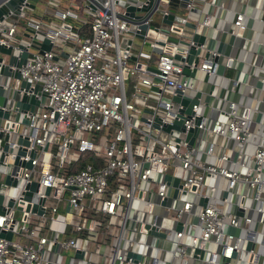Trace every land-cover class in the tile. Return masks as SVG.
I'll list each match as a JSON object with an SVG mask.
<instances>
[{"label":"built area","instance_id":"2783aa9c","mask_svg":"<svg viewBox=\"0 0 264 264\" xmlns=\"http://www.w3.org/2000/svg\"><path fill=\"white\" fill-rule=\"evenodd\" d=\"M96 1L93 9L86 3H71L65 9L49 7L47 11L61 21L43 23L25 18L20 24L18 19L0 30V42L8 43L32 21L34 29L52 41L49 50L28 58L19 68L21 78H29L32 84L41 81L47 101L26 113L28 123L23 131L19 129L22 114L0 118V130L10 134L6 140L9 149L4 151L0 145L2 162L8 164L0 174L4 180L7 175L17 180L15 185L0 182L6 208L0 212V229L12 230L10 240L0 237V264H63L56 256L68 249L83 252L76 257L77 264H131L132 259L126 258L128 251H137L144 258L150 247L155 250L150 261L144 263L142 258L136 264H157L165 251H172L169 264H176L177 258L185 264L197 247L206 252L204 258H198L199 253L196 258L209 264H224L226 258L229 264L232 260L233 264H257L261 254L255 245L264 246V144L254 142L251 154L242 150L253 136L254 107L246 105L239 112L235 101H227L225 120L221 121L218 113L211 118L215 109L222 110L214 106L219 97L215 87L210 91L203 87L206 80L201 72L214 73L218 65L213 58L204 57L207 47L197 52L196 76L183 72L192 32H202L209 17L197 21L196 28L186 26L184 20L193 13L190 9L198 5L189 0L179 20L157 23L151 35L150 29L145 33L149 43L142 41V46H148L149 51L140 47L133 53L132 44H127L124 53L120 38L132 36L127 21L117 17L115 0ZM240 2L245 4V0ZM24 8L22 5L19 17H25ZM80 8L89 14L88 34H81L66 21L78 19ZM234 12L233 31L244 35L245 14L242 9ZM259 20L264 23V17ZM172 33L176 39L171 38ZM152 47L161 52L152 51ZM12 52L17 53V48ZM148 65L157 70L148 69ZM262 71L264 81V65ZM129 73L134 75L130 88L126 84ZM196 91L200 95L192 104L193 113H183L184 129L177 134L164 130L162 125L180 117L183 106L173 96L179 93L191 99ZM155 117L158 126L153 124ZM261 125L264 128V120ZM195 126L198 133L189 145L187 133ZM19 133L28 136L29 144L16 142ZM218 135L224 137L219 145ZM226 140H234L240 148L225 150ZM16 154L20 160H30L31 167L20 164L12 173L8 157ZM166 174L171 175L170 181ZM175 177L179 178L177 186L172 184ZM31 181L38 183L41 213L31 210L33 201L24 194ZM155 195L159 196L157 203ZM8 198L13 200L11 206L6 205ZM201 198L207 199L205 204ZM60 201L65 209L57 214ZM135 201L141 204L135 206ZM156 204L172 211L173 224L160 223L162 215L153 210ZM16 208L21 211L19 221L14 218ZM239 209L242 214L236 213ZM57 222L64 227L55 229ZM152 228L163 232L164 238L171 236L173 248L149 244L146 235ZM249 239L254 246L246 248ZM90 244L94 249H89Z\"/></svg>","mask_w":264,"mask_h":264},{"label":"water","instance_id":"95a60500","mask_svg":"<svg viewBox=\"0 0 264 264\" xmlns=\"http://www.w3.org/2000/svg\"><path fill=\"white\" fill-rule=\"evenodd\" d=\"M43 0H0V30L5 31L9 21H17L19 19V14L22 10V5L29 9H33L36 6L37 2ZM49 0H44L43 2L47 4ZM88 4L92 9L95 8V5H98L96 0H83ZM189 0H115V6L117 9L116 15L120 19H124L128 23V33L132 34L131 37H127L123 35L120 38V47L124 49V53L128 49L127 44H132V40L134 38H139L144 43L148 44L149 41L145 39V33L151 35L153 29H155V24L157 23H166L171 24L175 20H179L181 15L184 13V9L186 7V2ZM201 0H196V2H200ZM206 1V0H202ZM192 12H199L200 8L198 6H194L190 9ZM148 20V22H147ZM197 20H184V24L189 28H196ZM207 36L202 32L193 31L190 37L191 42L188 45V52L185 57L186 64L183 67V72L190 76H196L197 73V64L200 61V57L197 52L201 47H204V57L205 58H213L214 61H218L219 53H224L226 44L223 41H219L216 48L212 46V41L208 42ZM209 44V45H208ZM52 46V41L43 31H37L34 29L32 25V21H28L27 25L24 26L22 31L16 33L14 40L8 41V43L0 42V118H8L12 111H15V117L19 114L21 115V123L26 125L28 123V117L26 116L27 112L34 111L37 109L41 102L47 101V94L42 91V83L41 81L35 82L32 84L29 78H21L19 68L24 65L28 58L34 57L36 54H42L45 50H49ZM16 47L18 52H12V49ZM152 51L161 52L159 47H152ZM212 51L216 53L213 55ZM66 53L63 52V55ZM175 57L182 58L180 55L176 54ZM130 58L135 60L137 59L136 55H130ZM193 64L192 69H190L189 65ZM148 69L157 70L155 67L148 65ZM208 72L204 73V80L208 79ZM18 80V87L14 88L15 83ZM7 85V86H5ZM155 88V86H152ZM213 84L210 86L209 91L212 89ZM8 88V89H7ZM14 88V89H13ZM11 91H10V90ZM10 93V96H8ZM200 95V91H196L195 95L191 99H187L182 97L179 93L173 96L174 100L180 101L183 105L179 109V116L175 118L172 124H163L162 128L166 131L171 130L173 134H177L179 130L184 129V125L182 122L183 113L186 116H190L192 111V104L197 102V96ZM208 96H205V100H208ZM8 107L5 109V107ZM13 106V110L11 111V107ZM226 118L225 114H220L219 119L224 121ZM199 118H196V122ZM159 119L155 117L153 121L154 125L158 126ZM198 133V127H191L187 133V139L189 145H192L194 142V138ZM0 145L3 147V150L6 151L9 149V145L6 142L10 138V134L8 132L3 133L0 130ZM16 142L18 144H29L28 136L19 133L16 136ZM24 148V147H23ZM36 151L32 149L30 151L31 156H34ZM4 158V154L0 156V171L7 170L8 164H4L2 159ZM8 163H11V172L14 173L17 169L18 165H23L25 167H31L30 160L24 161L20 160L19 155H9ZM167 181L171 180V175L166 174L165 176ZM207 180V178H206ZM4 182L6 184L17 183V180L10 175H7ZM173 186L179 185V178L175 177L172 180ZM38 187V183L36 181H31L27 183L26 190L24 192L26 198H30L33 201V205L31 207L32 211H37L38 213L42 212V209L39 202H42L43 199L39 198L36 190ZM45 192H49V187L45 188ZM177 194V188L173 191V196ZM224 195L227 192L223 193ZM206 198H201L200 202L205 204ZM4 195L0 192V212H4L6 210L5 205L3 204ZM13 204V200L8 198L6 201L7 206H11ZM237 214H242V210H236ZM180 227L178 223L177 228ZM152 234L164 235L163 232L158 231L156 228H152L150 230ZM0 237H4L7 239L12 238V230L11 229H0ZM22 241H26V237L23 236ZM254 246V241L249 239L246 242V248H251ZM54 246H52L53 248ZM204 248H195L193 252V256L197 257V253H199L200 259L205 256ZM83 254L82 251L76 250L74 252L75 257H81ZM131 258L132 263L136 264V261H139L143 258L142 254L137 251H128L126 253V258ZM52 264V263H48ZM82 264H84L82 262ZM224 264H229V258H226Z\"/></svg>","mask_w":264,"mask_h":264},{"label":"crops","instance_id":"0c3cea01","mask_svg":"<svg viewBox=\"0 0 264 264\" xmlns=\"http://www.w3.org/2000/svg\"><path fill=\"white\" fill-rule=\"evenodd\" d=\"M49 1L50 4H45L39 8L35 6L33 10L31 9V11L35 12L30 11L29 18L43 23L47 20L48 22L51 20L61 21L57 15L52 14L50 11H47V9L49 7L65 9L69 8L71 3H76L74 0ZM85 3L86 2L83 1L82 4H76L81 6ZM197 6L200 8V11L193 12L190 15V19L197 20L205 16L209 17V23L201 29L202 33L208 37V42L212 41L211 44L214 48H216L219 41H223L226 44L225 52L219 53L216 71L208 75V79L203 85L204 89L209 91L210 86L213 84L217 96H219L216 97V99H220L219 105H216L214 101V106L217 108L220 107L222 112L215 109V112H212V114L215 113V116L217 113L218 115L222 113L226 115L225 110L228 107L227 101H235L237 103V111L239 112L242 111L246 105H252L254 107L251 113L253 136L250 141L244 144L242 149L243 152L251 154L255 150V143L261 142L264 144V128L261 125V122L264 120V81H261V76L263 75L262 66L264 65V23L259 20L260 17H264V0H245V4L240 2V0H201ZM241 9L245 14L244 24L246 29L244 35H237L233 31L234 11ZM88 18V12L80 8L78 19L86 22L85 20ZM67 19V22L72 23ZM21 30L23 29L21 28ZM229 57H231V60L228 63L227 59ZM204 73V71L201 72L202 78L204 77ZM223 139L224 137L218 135L216 137V143L219 145L220 141ZM237 145L238 144L234 140H228L224 148H226L225 150L227 151L230 149L236 150ZM239 148L238 145V149ZM168 199L166 200L167 204ZM160 211L162 215L160 223L168 225L173 224L170 220V213L163 210L161 207ZM63 227V224L58 222L54 225L55 229H62ZM65 231H67V229ZM63 235L65 236L66 233H63ZM150 235L153 236L151 244L156 245V240L160 239L161 244L157 246H163L167 249L173 248L171 236L164 238L165 234L162 236L148 233L146 235V241ZM167 243L168 245H166ZM255 249L261 254L257 264H264V246L256 244ZM67 252L68 251H65L66 254ZM154 253L155 250L153 248H148L147 254L143 258L144 263H147V258ZM171 255L172 251H165L161 257L162 259L158 260L157 264H169L168 261L171 259ZM71 260L70 264H77L74 251H72ZM181 262L182 259L177 258L176 264H182ZM185 264L209 263L205 261L200 263V260L196 257H190ZM230 264H233V260Z\"/></svg>","mask_w":264,"mask_h":264},{"label":"rangeland","instance_id":"374dc122","mask_svg":"<svg viewBox=\"0 0 264 264\" xmlns=\"http://www.w3.org/2000/svg\"><path fill=\"white\" fill-rule=\"evenodd\" d=\"M43 1H44V0H43ZM43 1L37 2V3H36V6L39 8V7H42L43 5H45L46 3H44ZM61 1H68V0H61ZM74 1H75L77 4H82V3H83V0H74ZM32 10H33V9H32ZM24 11H25L26 15H25V17H19V23H20V24H22V23L24 22L25 18H29V15H30L31 12H35V11H31V9H29V8H27V7L24 8ZM30 11H31V12H30ZM67 20L70 21V22H72V23H75V19L68 18ZM45 23H48V20L45 21ZM170 35H171V38H172V39H176V38H174V36H176L175 33H172V34H170ZM172 36H173V37H172ZM140 47H141V49H142L143 51H149V47H148V46H146V45L142 46V40H140L139 38H134V39L132 40V52H133V53H138V50H139ZM145 60H146V59H145ZM99 63H100V62H98V64H99ZM150 63H151V64H155V61L152 60V61H150ZM129 65L131 66L132 63L129 62ZM133 83H134V75L131 74V73H129V77H128L127 81H126L127 87L130 88V87L132 86ZM206 86H207V85H206ZM215 90H216V89H215ZM214 101H215V104H216V105H219V103H220V99H219V98L215 99ZM214 112H215V111H214ZM214 115H215V113L212 114L211 118H212ZM11 117H15V111H12V112H11ZM24 128H25V125L21 123L20 128H19L20 131H23ZM89 137H90V135H89ZM237 149H238V145L236 146V150H237ZM34 175H35V173H34ZM3 180H4V176H3V174H0V182L3 181ZM237 190H238V184L235 186V188L233 189V191L236 192ZM219 195H220V190L217 192V196H219ZM154 202H155V203L159 202V196H158V195H155V196H154ZM170 203H171V199L169 198V199H168V204H170ZM140 204H141V202H139V204H138L137 201H135V203H134L135 206L140 205ZM64 209H65V203H64L63 201H60V203H59V209H58L57 214L61 213ZM153 210H154L155 213L161 214L160 207H158L157 204L154 206V209H153ZM20 214H21L20 209L16 208V209H15V212H14V218H15L17 221L20 220ZM166 214H167V213H166ZM171 215H172V211L170 212V216H171ZM132 237H135V233H132ZM152 238H153V236H151V235L148 236L147 241H148L149 244L152 242ZM154 241H155V238H154ZM158 244H159V245L161 244V240H160V239H157V240H156V245H158ZM166 245H168V243H167ZM211 248H212V243H209V244H208V249H211ZM89 249H94V244H90V248H89ZM134 249H135V250L138 249V244L135 245ZM65 251H68L67 254L65 253ZM72 251H73V249L63 250L61 255L56 256V258L58 259L57 261L60 260L61 262H63V264H70L71 261H72V260H71V254H72ZM65 255H66V256H65ZM95 259H96V257H95ZM150 259H151V256H150L149 258H147V261L149 262ZM200 263H202V261H200Z\"/></svg>","mask_w":264,"mask_h":264},{"label":"trees","instance_id":"16d2710c","mask_svg":"<svg viewBox=\"0 0 264 264\" xmlns=\"http://www.w3.org/2000/svg\"><path fill=\"white\" fill-rule=\"evenodd\" d=\"M71 19H73V18H71ZM72 26L75 29H77L81 34H88L89 33L90 23L88 20L86 22H83L79 19H75V23H73Z\"/></svg>","mask_w":264,"mask_h":264}]
</instances>
